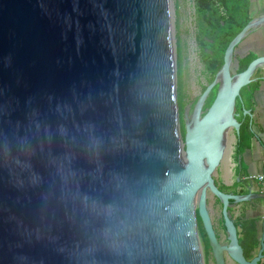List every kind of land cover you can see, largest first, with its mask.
Instances as JSON below:
<instances>
[{
  "label": "water",
  "instance_id": "obj_1",
  "mask_svg": "<svg viewBox=\"0 0 264 264\" xmlns=\"http://www.w3.org/2000/svg\"><path fill=\"white\" fill-rule=\"evenodd\" d=\"M174 13L173 0H0V264H206L198 215L216 264H264V234L247 259L231 212L264 193L215 179L264 68L259 54L237 73L236 48L264 13L185 106L184 133Z\"/></svg>",
  "mask_w": 264,
  "mask_h": 264
},
{
  "label": "trees",
  "instance_id": "obj_2",
  "mask_svg": "<svg viewBox=\"0 0 264 264\" xmlns=\"http://www.w3.org/2000/svg\"><path fill=\"white\" fill-rule=\"evenodd\" d=\"M198 23L197 41L201 49L202 61L206 67L207 72L210 74V79L207 85L202 87V92L214 80L216 73L220 70L224 63V55L230 42L243 30V28L253 18L251 12V0H193ZM246 39V38H245ZM244 39V40H245ZM243 40V41H244ZM242 41V42H243ZM241 42V43H242ZM238 45V47L241 45ZM237 47V48H238ZM236 48V50H237ZM236 54V53H235ZM178 68V100L181 115L183 133L185 131L183 114L185 104L183 102L182 94V61L178 48L177 56ZM258 57V54L252 50L247 51L243 55H238V63L235 67L237 73L243 72L248 65ZM250 87V86H249ZM249 87H244L241 91L242 100H237V113L241 109L242 104H245L246 90ZM217 94V87L213 89L208 97L205 108L210 107ZM245 118H239L241 122L240 134L237 137L236 154L249 146L251 138V131L249 121ZM223 221V218H222ZM238 228L239 242L244 250V255L247 259L254 256L255 249L259 246L258 229L254 221L248 220H235ZM199 232L202 234L205 254L211 249L207 234L204 230L200 216L198 215ZM223 229L224 221H223Z\"/></svg>",
  "mask_w": 264,
  "mask_h": 264
},
{
  "label": "crops",
  "instance_id": "obj_3",
  "mask_svg": "<svg viewBox=\"0 0 264 264\" xmlns=\"http://www.w3.org/2000/svg\"><path fill=\"white\" fill-rule=\"evenodd\" d=\"M250 39L252 40L250 42L251 48L247 51L252 50L258 55L264 54V26L258 27L252 32ZM247 51L245 50L244 53ZM244 53H240V55ZM254 77L257 79L246 90L245 104H242L239 110V118L246 119V116H248L247 120L252 135L249 146L240 154H236V147L229 149L228 153L226 151L216 174V179H219L220 182L217 183L226 192L248 194L252 189L254 192L264 193V184L257 180L247 179L250 174L264 171V68H259ZM236 143L237 139H234V145L232 144V146H236ZM231 212L235 220L254 221L261 241L264 234V200L240 203L234 206ZM260 248L259 243L254 256Z\"/></svg>",
  "mask_w": 264,
  "mask_h": 264
},
{
  "label": "rangeland",
  "instance_id": "obj_4",
  "mask_svg": "<svg viewBox=\"0 0 264 264\" xmlns=\"http://www.w3.org/2000/svg\"><path fill=\"white\" fill-rule=\"evenodd\" d=\"M253 17H257L264 13V0H251ZM174 3V35L176 43V51L178 56V48L182 61V94L185 106L191 104L193 106L198 97L202 94V87L207 85L210 74L202 61L201 49L197 41L198 23L193 0H173ZM250 35L237 48L235 57L245 50L251 48ZM178 58V57H177ZM178 73V71H177ZM231 135V137H230ZM229 140H234V132L229 133ZM234 145V144H233ZM229 151H227L228 153ZM217 176V175H216ZM215 176V179H216ZM219 182V179H216ZM220 183V182H219ZM220 187V186H219ZM208 209L212 218L213 225L218 236L223 242L227 241L226 232L223 229L222 221V205L220 201L212 194L208 196ZM200 238L202 242L203 252L204 244L202 234ZM206 264H215L213 253L211 250L204 255ZM227 264H236L232 259L227 257Z\"/></svg>",
  "mask_w": 264,
  "mask_h": 264
},
{
  "label": "built area",
  "instance_id": "obj_5",
  "mask_svg": "<svg viewBox=\"0 0 264 264\" xmlns=\"http://www.w3.org/2000/svg\"><path fill=\"white\" fill-rule=\"evenodd\" d=\"M247 179L249 180H257L258 182L264 184V171L257 174H250Z\"/></svg>",
  "mask_w": 264,
  "mask_h": 264
},
{
  "label": "bare ground",
  "instance_id": "obj_6",
  "mask_svg": "<svg viewBox=\"0 0 264 264\" xmlns=\"http://www.w3.org/2000/svg\"><path fill=\"white\" fill-rule=\"evenodd\" d=\"M230 137H231V135H230ZM232 144H234V140H229V139H228V148H227V151H228L229 149H232Z\"/></svg>",
  "mask_w": 264,
  "mask_h": 264
},
{
  "label": "flooded vegetation",
  "instance_id": "obj_7",
  "mask_svg": "<svg viewBox=\"0 0 264 264\" xmlns=\"http://www.w3.org/2000/svg\"><path fill=\"white\" fill-rule=\"evenodd\" d=\"M192 107H193V106H192ZM206 109H207V108L204 107V111H206ZM216 183H217V181H216ZM217 184H218V183H217ZM218 186H220V185L218 184ZM215 230H216V229H215ZM216 233H217V232H216ZM217 236H218V234H217ZM218 238H219V240H221V238H220L219 236H218ZM221 241H222V240H221ZM210 250H211V252H212V249H210ZM212 253H213V252H212ZM204 255H206V254H205V249H204ZM213 258H214V256H213ZM214 261H215V259H214ZM215 264H216V263H215Z\"/></svg>",
  "mask_w": 264,
  "mask_h": 264
}]
</instances>
